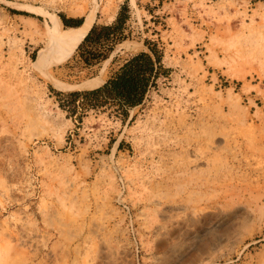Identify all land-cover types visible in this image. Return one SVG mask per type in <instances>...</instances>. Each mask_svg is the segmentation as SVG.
I'll list each match as a JSON object with an SVG mask.
<instances>
[{
    "label": "rangeland",
    "instance_id": "rangeland-1",
    "mask_svg": "<svg viewBox=\"0 0 264 264\" xmlns=\"http://www.w3.org/2000/svg\"><path fill=\"white\" fill-rule=\"evenodd\" d=\"M125 3L108 62L33 69L59 14ZM145 41L165 73L127 117L59 107ZM0 264H264V0H0Z\"/></svg>",
    "mask_w": 264,
    "mask_h": 264
},
{
    "label": "trees",
    "instance_id": "trees-1",
    "mask_svg": "<svg viewBox=\"0 0 264 264\" xmlns=\"http://www.w3.org/2000/svg\"><path fill=\"white\" fill-rule=\"evenodd\" d=\"M129 18V7L125 3L111 24L94 23L68 62L75 61V65L90 69L107 61L115 47L128 38L126 22ZM59 19L66 28H77L83 22L82 18H66L61 14ZM144 44L147 50L133 53L125 59L121 60L115 55L109 62L108 75L99 87L56 92L59 107L71 116L76 115L78 108L116 107L123 118L127 117V110L141 105L150 89L156 87L157 80L165 73L162 53L152 42L145 41Z\"/></svg>",
    "mask_w": 264,
    "mask_h": 264
},
{
    "label": "bare ground",
    "instance_id": "bare-ground-1",
    "mask_svg": "<svg viewBox=\"0 0 264 264\" xmlns=\"http://www.w3.org/2000/svg\"><path fill=\"white\" fill-rule=\"evenodd\" d=\"M93 22V17L90 16L77 28H63L61 20L58 18L52 20L51 28L43 41V48L38 51L37 58L33 63V69L43 73L50 64L58 65L64 62L86 36ZM99 85L97 82L87 88Z\"/></svg>",
    "mask_w": 264,
    "mask_h": 264
},
{
    "label": "crops",
    "instance_id": "crops-1",
    "mask_svg": "<svg viewBox=\"0 0 264 264\" xmlns=\"http://www.w3.org/2000/svg\"><path fill=\"white\" fill-rule=\"evenodd\" d=\"M115 19V18H114ZM114 19L110 22V23H104V25H109V24H111L113 21H114ZM83 22H84V19H83ZM83 22H82V24H83ZM97 23V22H96ZM106 62H108V61H106ZM105 62V63H106ZM92 80H95V79H92ZM100 81H102V80H100ZM97 87H99V86H97ZM97 87H95V88H97ZM87 89H94V88H87Z\"/></svg>",
    "mask_w": 264,
    "mask_h": 264
}]
</instances>
